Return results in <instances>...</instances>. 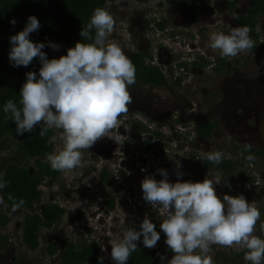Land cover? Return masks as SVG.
Masks as SVG:
<instances>
[{
	"label": "clouds",
	"instance_id": "clouds-1",
	"mask_svg": "<svg viewBox=\"0 0 264 264\" xmlns=\"http://www.w3.org/2000/svg\"><path fill=\"white\" fill-rule=\"evenodd\" d=\"M10 23L15 26L17 21L12 18ZM114 26L106 8H95L87 30L80 33L88 42L78 40L66 54L52 58L44 51L45 42L30 39L41 27L36 15H29L23 29L10 36L8 57L14 67H27L34 58L41 66L38 73H26L19 106L7 100L3 112L15 122L18 136L33 132L38 125L43 126L41 135L45 128L62 130L58 139L63 146L46 157L54 170H75L81 164L82 150L91 149L103 137L116 140L113 131L131 103L129 87L136 83V68L118 43L108 42ZM250 31L248 26H237L228 33L212 32L210 46L223 57H235L255 46ZM47 47L59 50L60 45L48 41ZM188 151L190 148L185 147L175 155L186 157ZM204 158L219 163L223 154L208 152ZM159 174L161 179L146 175L141 191L142 199L158 211L160 230L151 217L144 216L138 228H129L109 240L114 264H128L141 239L144 247L154 248L161 232L173 253L170 259L158 254L161 264H214L213 245L236 246L244 253L246 264H264V237L254 234L261 218L255 204L243 194L218 195L216 186L222 181L219 175L185 181L180 179L183 173L177 172L178 178L172 182L166 169H159ZM4 175L0 172V190L6 187ZM23 203L19 201L12 211ZM101 250L108 249L102 246ZM97 264H104L103 256L98 257Z\"/></svg>",
	"mask_w": 264,
	"mask_h": 264
},
{
	"label": "flooded vegetation",
	"instance_id": "flooded-vegetation-1",
	"mask_svg": "<svg viewBox=\"0 0 264 264\" xmlns=\"http://www.w3.org/2000/svg\"><path fill=\"white\" fill-rule=\"evenodd\" d=\"M165 2L168 6L171 7L179 5L180 12L177 13V16L173 17V25L175 24V26H183V29H185L184 31L187 32H191V28H195L197 31H200L203 26L215 28L223 21L229 22L232 28H234L236 27L237 18L240 15L246 14L250 6V2L248 0H198L200 4L201 15L199 21H194L181 10V3H173L171 0H165ZM240 3H242L243 5L241 8ZM159 5L163 9L165 8L163 2H160ZM150 9V7H147L145 10H143L142 13L145 14V11ZM225 10L229 11L230 13H232V10L234 11L235 17L232 19V22L228 20L229 15H226ZM111 11H113L112 7ZM143 16H139L138 20L140 21L133 20L134 22L137 21L138 23L142 24V26L136 32L137 34H135L134 39H137L138 42L135 44L137 50L134 52L151 51L154 54L155 59L153 61H150V63L152 65L160 67V70L168 78L167 72H165L162 67L164 65L168 66L172 62L173 56L171 55L170 50L164 47L163 45L159 49H157V47L151 44V41H148L146 38L144 39L145 35L143 34V32L144 30H147L146 28L153 29V27H155L154 29H156V31L161 32V34H164L165 36L170 37V35H172L173 37L180 38V35H175L174 29L170 28L171 20H169V15V17H167L166 19L163 18L162 21L154 22L153 27L151 24L152 20H148V17L145 15ZM259 18L260 24L264 30V15H260L258 19ZM159 22H165V24H167L166 28L160 30V28L157 26ZM188 36L192 38L193 41L195 40L193 42V49H197L198 54H195V56L193 57L186 56L185 58L191 61L182 63L187 64L185 65L186 73L190 74L192 72L193 76H196L200 79L201 86H199V88L205 94V101L208 105L206 106V104L204 103L203 108L200 107L198 111L200 112L199 114L197 111H192V106L189 105L187 112L190 113L189 117L193 120V124L196 127H204L208 124L214 125V128L211 132V137L208 139L204 136H200V143L208 148H211L212 138H214L215 136H221L220 139H222L223 134L232 136L240 142H248L250 144L252 142H260L261 140H263L262 135L264 134V66H251L250 64L253 63L254 59L246 61L242 59L254 57L255 52L253 48L248 49L246 54H242L243 52H241L235 57H223L219 54V50L211 48V43L208 45V47L206 46L207 42L210 41V39L207 41L206 38H208V36L205 35L203 32H201L200 35L193 32V34ZM263 43L264 40L259 39V41L255 43V45L257 44L258 46H261ZM210 48L212 50H209ZM154 51H156V54L154 53ZM262 57L264 56H258L259 59ZM233 58L241 59L243 62L241 64L240 69H238L234 74L228 75L227 73H225L226 67L224 64L226 63L230 67L231 64L234 62ZM181 61L184 60L182 58L178 60V62ZM195 61L197 62L194 63ZM197 63L201 65H197ZM222 66H224V71L219 69V67ZM182 76H186V74ZM188 85H191V83H189ZM180 87L181 86L177 87V89H179ZM159 90L171 91L176 90V88H161L149 84H134L129 87V92L132 97V100L131 103H129L127 106V112L122 114L119 118L123 117L126 114H129L132 117L129 119L127 126L122 129V131L126 134L127 137L126 141H124V159H122L120 164L124 167H128L129 170H131V173L128 174L122 169L119 171L120 184L118 185L119 187L117 192L118 201L117 199L112 197V194L116 192L115 187H112V181L114 180L115 182L116 178H111L112 175L108 174L110 172L107 173V169L103 173L109 176L108 179H106L107 185L103 184L100 180L96 178V186L92 188V190L87 189L88 193L86 195H90L89 197L91 198V200H94L95 203L99 202L97 203L95 214H97V212L102 209L101 200L104 198V203L107 206L113 209H117L116 214L119 216V218L118 216L113 215L114 218H117V221L113 224V226H110V232L112 235H114L115 232H117L118 230H122L121 228L123 227L125 229L138 228L144 216L151 217L153 219V222L156 223V226L159 227L160 221L157 219L158 211L153 209L142 199L141 181L146 175H155L157 179H161L162 177L159 174V169L163 168L168 171V178L172 182H175L177 180V172L183 173V176L180 177V179L185 181H194L193 177H191V174L189 172L190 169L187 166L165 164L163 166H160L158 169L146 170L147 172H145L142 171V169L136 165L138 161H143L145 159L141 154H139V152L146 151V149L149 148V142L156 137L154 131H151L150 123L156 122L158 123V125L164 124L167 119L174 114L171 112L172 98L170 97L171 101H166V96L164 97L163 95L160 96L158 94ZM158 100H160L162 103H160L159 106H155L154 104L156 102L158 103ZM178 111L181 112L180 110H177V112ZM138 114L142 116V120L136 119L135 116H137ZM157 135H161V133L157 132ZM56 137V135L53 137L52 142L56 140ZM237 140L234 141L235 144H232V146H226V149L232 150L233 153L237 155H239V152L242 149L243 151H246L247 148L255 149V151L253 152H246L248 155H250L249 157L260 156L264 152L262 150H256V148L250 146H236ZM231 141L233 142L232 138ZM261 142L254 144H258L260 147H262V149H264V146L261 145ZM94 145L98 151V156H93L91 158L94 163L98 164L104 159H111L112 164H119L117 157H112L113 153L109 148L100 147L101 145L98 144V141ZM218 147L223 148L222 145H219ZM86 155H88V151L84 155L85 157H88ZM82 165L83 164L81 163L80 166L77 168L81 176H83L85 173H91L92 168H83ZM235 172L236 170L232 175H230V181L227 180V176L224 185L223 181H221V185L216 186V191L218 195L222 197L225 193L231 195L243 194L248 199V201H251V203L253 204L255 200L252 198V196L256 192L259 196H264V187L254 185H248V188H246L243 192H240L238 187L239 180L237 179V175L235 174ZM206 176V174L200 173L199 177H196L195 180H203ZM60 180L62 181V176L56 182L62 183ZM72 184H75V182H72ZM81 186V184H78V186L74 187V192H72L71 189L69 190V192L71 194L75 192L76 194H81L82 187H85ZM250 195L252 199L249 200ZM93 196L97 197L93 198ZM53 203L59 204L61 207H64L58 202L53 201ZM110 203H112L113 205ZM37 205L38 204H36V208L38 209ZM2 209L4 211L5 207ZM19 210H24L26 216L28 210L19 207L16 211H11V213L9 214L10 220L7 224H3L2 222H0V264H41V262L38 261L43 260L42 255L38 258L36 255L31 256L29 254L18 253V250L20 248L15 246L13 238L8 235L7 229H10L13 223V216H15V214H17ZM66 214L63 216V218L66 216ZM77 215L82 216L80 213H77ZM107 215L109 214L107 213ZM61 221L57 222L53 229H41V231L47 230L50 232L49 234L45 235H42L40 232L39 245L40 247L42 242L45 244L43 248H45L44 251L48 255L49 253L47 251V248L51 245L52 242H56L60 248L57 253L53 255L54 257H52L56 263L60 261V264H62L63 251L60 250L61 246L58 243L57 239L52 238L51 235L54 232V229L59 225ZM22 222L20 224L18 223L19 228H21V237L23 236ZM260 232L261 233H259V236L262 235V231ZM77 240L79 239L72 241L75 242ZM81 240L85 239L82 238ZM155 247L163 248L167 252L168 257H172L173 253L170 249H168V246L165 243V236L157 243ZM27 248L31 252L34 251L31 250L29 247ZM211 255L213 257L214 264H246L243 259L244 253L242 251H237L236 246L232 248H226L219 245H213Z\"/></svg>",
	"mask_w": 264,
	"mask_h": 264
},
{
	"label": "trees",
	"instance_id": "trees-1",
	"mask_svg": "<svg viewBox=\"0 0 264 264\" xmlns=\"http://www.w3.org/2000/svg\"><path fill=\"white\" fill-rule=\"evenodd\" d=\"M116 0H0V155L11 153L10 157H4L0 162V172H3L6 187L2 189L1 198L5 202V209L0 214V222L7 224L10 220L9 214L12 208L21 200L24 201L21 208L28 210L23 222V242L31 250L40 245V232L42 228L53 229L57 222L61 221L67 210L56 203H49L41 210L36 204L43 201L45 192L42 186L45 182H56L63 174L62 171L54 170L47 161V154L55 150L53 137L56 135L54 128H45L41 135L43 126L38 125L33 132L18 136L15 132V122L10 114L3 112L4 103L7 100L17 102L19 106L20 89L26 79L28 71L39 72L40 63L34 58L27 67H14L8 57L10 51V36L22 30L29 15H36L41 27L30 35L34 42H45L44 51L49 58L59 57L66 54L67 48L74 46L75 42L81 40L88 42L81 37V30H87L92 13L95 8H106L111 12V3ZM181 3V10L194 21H199L201 11L198 0H171ZM249 9L246 14L240 15L236 20L237 26H248L251 39L256 43L260 39L257 31L258 17L264 15V0H248ZM15 18L17 23L13 26L10 20ZM160 30L165 29L167 24L159 22ZM95 34V29L92 30ZM48 41L60 45L59 50L47 47ZM264 49V43L261 45ZM254 50V47H253ZM136 68V83L149 84L158 87L177 88L182 85L184 76L171 81L160 70V67L152 65L150 61L155 59L151 51L133 52L129 56ZM195 61L194 63H196ZM224 62V61H223ZM225 63V62H224ZM187 65L182 63L180 67ZM197 65H201L197 63ZM226 68L228 64H224ZM224 71V66L219 67ZM218 69V70H219ZM214 128L213 124L204 127H197L199 136L211 137ZM15 141V149L12 143ZM255 151L247 148L245 152ZM264 155V152L262 153ZM207 167L213 168L214 162H204ZM237 162L224 161L217 165L218 169L224 170L232 175L238 167ZM103 174V180L108 179ZM112 204V203H110ZM113 205V204H112ZM159 231V227H157ZM165 235L161 232V239ZM160 239V240H161ZM59 245L52 242L47 248L49 254H56ZM167 252L163 248H146L142 239L138 247L132 253L128 264H161L160 256ZM104 257V264H114L110 257H106L99 244L87 240L68 242L62 254V264H97L98 257Z\"/></svg>",
	"mask_w": 264,
	"mask_h": 264
},
{
	"label": "rangeland",
	"instance_id": "rangeland-1",
	"mask_svg": "<svg viewBox=\"0 0 264 264\" xmlns=\"http://www.w3.org/2000/svg\"><path fill=\"white\" fill-rule=\"evenodd\" d=\"M160 2H163V5L165 6L164 9L159 5ZM242 6H243L242 3H240V8ZM111 7L113 11H111L110 13L114 18L115 26H114V31L108 37V42L118 43L121 46V48L124 50L127 56H129L132 52L137 50L135 44L138 41L137 39H134V38H135V34H137L136 32L138 31V29L142 26L141 23H138L137 21H135L136 22L135 23L133 20H138L139 16L145 15L148 17V20H152L151 24L153 27L154 22L162 21L163 18L166 19L167 17L170 16L171 18V19L169 18V20H171L170 28H173L174 34L180 35V38L173 37L172 35H170V37L165 36L164 34H161V32L156 31V29H154L155 27H153V29L146 28L147 30H144L143 32V34L145 35L144 39L146 38L148 41H151V44L157 47V49H159L163 45L164 47L170 50V53L173 56L172 62L167 67L166 65L162 67V69L165 72L167 71V74H170V73L174 74L176 71H179V68L176 62H178V60H180L181 58L183 59L186 56L193 57L195 56V54H198V50L193 49V42L195 40L193 41L192 38H190L188 35L193 34V32L200 35V33L203 32L205 35L208 36V38H206L208 41L210 34L212 32L222 31V32L228 33L232 29V26L231 24H229V22L223 21L221 24H219L215 28L203 26L200 29L201 32L197 31L195 28H191L190 29L191 32L184 31L185 29H183L184 28L183 26H177V25L175 26V24L173 25V19H174L173 17L177 16V13L180 12L179 5H176L174 7L168 6L165 0H148V1L147 0L146 1L116 0L114 3H111ZM147 7H150L151 9L145 11V14L142 13L143 10H145ZM225 12H226V15H229L228 20L232 22V19L235 17L234 11L232 10V13H230L229 11L225 10ZM260 18L258 19L259 22H258L257 28L260 34L259 35L260 39L264 40V36H263L264 30L260 24ZM210 43L211 42L208 41L206 46L208 47ZM209 50H212V49L210 48ZM254 52H255L254 57L252 58L249 57L248 59H245V58H242V59L244 61L254 59L253 63L250 64L251 66H255V67L264 66V57L260 59L258 58V56H264V49H262L261 46H258L256 44L254 46ZM154 53L156 54V51H154ZM246 53H247V50L243 51L242 54H246ZM233 59H234V62L231 64L230 67L226 68L225 70V73H227L228 75L234 74L238 69H240L241 64L243 62L241 59H238V58L236 59L233 58ZM185 78H187L186 86L182 85L179 89L176 88V90H171V91L159 90L158 94L160 96L161 95H163L164 97L166 96V99H167L166 101L170 100V97L172 98V101L170 100L172 104L171 106L172 113H178L183 121L193 122V120L189 117L190 113L187 112L190 102L193 101V99H196L199 103V106L202 108H203L204 103L206 104V106L208 104L205 101L206 100L205 94L199 88V86H201L200 79L196 76H193L192 72L186 75ZM189 83H191V85H188ZM160 103L162 102L158 100V103L156 102L154 105L159 106ZM177 110H180L181 112L179 111L177 112ZM199 113L200 112H198V114ZM55 131H56V136H57L55 140V146L57 150L63 146L62 142L59 141L58 139V137L62 133V130L55 129ZM262 136H263V140H261L262 142L261 141L260 142H261V145L264 146V134ZM220 138L221 136L219 137L215 136L214 138H212L211 146L213 147L214 145V147H218L219 145L220 146L222 145V147L226 149V146L227 147L232 146V144H235L234 141L237 140L236 138L229 136L227 134H223L222 139ZM231 138L233 139V142L231 141ZM260 142H252L250 144L248 142H240L239 140H237L236 146H240V145L250 146V147L256 148V150L264 151V149H262V147H260L258 144H254V143H260ZM12 147H13L12 149H15V141L12 143ZM10 154L11 153L9 152L2 153L0 155V162L4 157L12 156ZM261 158H264L263 155H260L259 157L260 161H258L256 165L257 170H260V171L264 170V161ZM250 170H251V167H247V166L244 167L243 165L242 166L239 165L236 169L235 174L237 175V179L239 180L238 187H239L240 192H243L246 188H248L247 187L248 185L245 184L246 180H243V179H246L247 172H249ZM77 171H78L77 169L65 171L64 175L62 176V181L60 180L62 183L51 182V181L45 182L44 185L42 186V189L45 192L43 201L41 202V204L37 205L38 209H42L44 208L45 205L55 201V202L62 204L67 209L66 216L59 223V225L54 229V232L51 235L52 238L57 239L58 243L61 246V249H60L61 251H63L66 248V245L68 244V242L72 240L80 239L79 237L80 235L77 234L76 227L79 226L80 228H82L84 226L87 217L89 216L90 213H93L94 209H96L97 207V203H99V202L95 203V201L91 200V198L89 197L90 195L89 196L86 195L88 193L87 189L92 190V188L96 186L95 185L96 177L92 175L91 173H85L83 176H81L80 172L78 171L77 173ZM196 171L197 169H195L194 174L197 173L198 177L200 173H203L202 171H200V173ZM229 179H230V176H229ZM229 179L227 180L229 181ZM72 182H75V184H72ZM224 183H225V180L223 182V185ZM262 183L264 184V182H261V184ZM78 184L85 186V187L81 186L82 187L81 194H78V193L76 194V192L71 194L69 190L71 189V191L74 192V187L78 186ZM96 197L97 196H93V198H96ZM252 198L255 200V201L253 200L254 204L258 207V209L261 212V218L257 222L256 231L254 234L259 235V233H261L260 231H262L261 236L263 237L264 230L261 229V224L264 223V196H259L256 192L252 196ZM252 198L250 195L249 200ZM0 200H2L1 194H0ZM4 206H5V202L3 201V204H0V212L3 210L2 208H4ZM77 213L78 214L80 213L82 216H78ZM24 217H25V211L19 210L17 214L13 216V223L10 229H7L8 235L13 238L15 246L20 248L18 250V253L29 254L31 256L36 255L38 258L42 255L43 260L38 261V262H41V264H60V261L58 263L54 261L53 255L46 254V252L44 251L45 248H43V246L45 245L43 242L41 243V246L38 249H35L32 252L29 251L28 248L24 245L22 241V237H21V228H19V225H18V223L20 224L22 222ZM121 229L122 230H118L117 232H115L114 235H112L113 239L117 238L121 232L127 230L124 227ZM49 232L50 231L42 230L41 234L45 235V234H49ZM104 247L108 249L107 252H104L105 256L110 257L111 246L104 245ZM169 259H170V256H169Z\"/></svg>",
	"mask_w": 264,
	"mask_h": 264
},
{
	"label": "built area",
	"instance_id": "built-area-1",
	"mask_svg": "<svg viewBox=\"0 0 264 264\" xmlns=\"http://www.w3.org/2000/svg\"><path fill=\"white\" fill-rule=\"evenodd\" d=\"M183 60L184 61L176 62L179 71H176L174 74H167L168 78L171 81H175L180 76L188 74L185 72V66H180L182 62H187L191 60H188L186 58H183ZM185 83L187 84L186 78L183 79L182 85L186 86ZM190 105L192 106V111H199L200 106L196 99H193V101L190 102ZM131 117V115L126 114L123 117L119 118V127L113 131V136L116 137V140L109 137H103L98 140V144L101 145L100 147H107L112 151V157H117L119 164H112L111 159H104L98 164L94 163L91 158L93 156H98V151L95 148V145H93L91 149L82 150L81 163L83 164V168H92L91 174L94 175L105 185H107V180H103L102 174L106 171V169L107 173L110 172L108 174L112 175L111 178H116L115 182L114 180L112 181V187H115L116 189V192L112 194V197H114L115 199H117V192L119 187L118 185L120 184L119 171L122 169L128 174L131 173V170H129L128 167H124L120 164L122 159H124V141H126L127 137L126 134L122 131V129L127 126V123ZM135 117L138 120H142V116H140L139 114ZM150 125L151 131H154L156 137L149 142V148L146 149V151L139 152V154H141L145 158L143 161H138L136 164L139 168L142 169V171L147 172L146 170L158 169L160 166H163L165 164L187 166L188 168H190L189 172L191 174V177H193L194 181H196L195 179L196 177H198L197 173L194 174L195 169H197L198 173L202 171L209 178H212L215 175H219L222 177V181L224 182L227 176L229 179V175L226 171L218 169L217 165L227 160L237 162L239 165H243L244 167H251V170L247 172L245 184L251 186L254 185L264 187V184H261V182H264V170H262V172L260 170H257L256 167L257 162L260 161V156H251L250 159V155L243 151V149L240 150L239 155H237L233 153V151L230 149L214 147V145L213 147L211 146V148L204 146L200 143V136L196 130L197 127L193 124L192 121H183L178 113H174L170 118L167 119L164 124L158 125V123L152 122L150 123ZM157 132H160L161 135H157ZM53 143L55 146V141ZM185 147L190 148V151L184 153V156L186 157L175 155L177 151L182 150ZM87 151L88 155L86 156L88 157H85L84 155ZM216 151H219L223 154L222 161L219 163H214L213 168L207 167L204 163L207 161V159H205L204 157L208 152ZM261 159L264 161V158ZM64 173L65 171H63V174L61 176H63ZM104 200L105 198L101 200L102 209H100L97 214H95L96 211L94 209L93 213H90L87 217L84 226L82 228H80L79 226L76 227L77 234L80 235H78L80 239L85 238L88 242H95L99 244L100 248L102 247L101 245H110L108 243L109 240H111L112 238L110 226H112L117 221V218H114V216H118L116 214L117 209H113L107 206L104 203ZM107 213L109 215H107Z\"/></svg>",
	"mask_w": 264,
	"mask_h": 264
}]
</instances>
